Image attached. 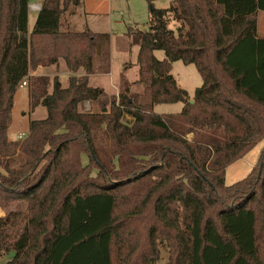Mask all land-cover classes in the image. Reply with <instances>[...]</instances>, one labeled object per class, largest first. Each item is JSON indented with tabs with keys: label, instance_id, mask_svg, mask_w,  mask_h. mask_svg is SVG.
I'll return each mask as SVG.
<instances>
[{
	"label": "trees",
	"instance_id": "trees-1",
	"mask_svg": "<svg viewBox=\"0 0 264 264\" xmlns=\"http://www.w3.org/2000/svg\"><path fill=\"white\" fill-rule=\"evenodd\" d=\"M30 1L0 0V256L14 253L5 264H157L161 247L164 264H264V148L225 184L226 167L264 137V0H148V29L125 33L138 45V78L98 112L78 105L102 93L88 74L108 34L61 29L81 0H42L29 31ZM58 56L73 73L66 87L29 74ZM177 60L201 76L192 97L171 74ZM23 82L47 115L11 140ZM175 102L177 112L153 109Z\"/></svg>",
	"mask_w": 264,
	"mask_h": 264
},
{
	"label": "rangeland",
	"instance_id": "rangeland-1",
	"mask_svg": "<svg viewBox=\"0 0 264 264\" xmlns=\"http://www.w3.org/2000/svg\"><path fill=\"white\" fill-rule=\"evenodd\" d=\"M41 4L42 0H36ZM155 8H165L169 0H152ZM151 5L148 0H81L71 14L67 12L62 17V30L83 31L90 29L97 33L108 34V38L98 41L97 51L93 58V73L88 74V83L102 90L95 101H83L78 105L80 111L98 112L105 106L109 110L111 102L118 103V96L124 85L138 78L137 54L138 45L127 36L128 27L137 26L142 30L148 29L149 12ZM36 12L29 11L28 29H32ZM258 35H264V12L257 16ZM178 24L171 20L168 26L175 29ZM45 41H48L46 39ZM158 59L164 58L162 50L154 52ZM39 67V66H37ZM36 67V68H37ZM42 67L41 75L49 78L56 76L63 87L68 85L72 72L68 70L62 56L57 57V62ZM35 68L32 69V71ZM40 73V71L38 72ZM81 76L85 72L79 68L75 72ZM97 74V75H93ZM171 74L179 87L187 90L192 97L194 90L201 85L202 79L193 64H185L180 60L172 63ZM142 86L133 85L131 91H140ZM182 102L161 103L154 106L157 113L177 112L181 109ZM47 110L42 105L31 108L27 84L21 85L13 97L11 110V123L8 128V138L11 140L23 139L28 133L29 122L32 119H43ZM129 118V117H126ZM192 133L187 135L188 138ZM264 148V137L242 158L236 160L225 169V184L230 185L244 178L255 166L260 152ZM83 163L87 162L84 156ZM4 211L0 208V216ZM167 258L165 247L160 248V259L157 264H164ZM6 254L0 256V264H5Z\"/></svg>",
	"mask_w": 264,
	"mask_h": 264
},
{
	"label": "built area",
	"instance_id": "built-area-1",
	"mask_svg": "<svg viewBox=\"0 0 264 264\" xmlns=\"http://www.w3.org/2000/svg\"><path fill=\"white\" fill-rule=\"evenodd\" d=\"M41 8V4L38 3L36 0H31L29 5H28V9L29 11H33V12H38ZM26 82H23L22 85H25Z\"/></svg>",
	"mask_w": 264,
	"mask_h": 264
},
{
	"label": "crops",
	"instance_id": "crops-1",
	"mask_svg": "<svg viewBox=\"0 0 264 264\" xmlns=\"http://www.w3.org/2000/svg\"><path fill=\"white\" fill-rule=\"evenodd\" d=\"M261 12H264V11H259V12L257 13V16H258V14L261 13ZM36 14H37V12H36ZM32 26H33V25H32ZM257 31H258V23H257ZM263 36H264V35H263ZM39 71H40V73H38ZM29 74H30V75H41V74H42V67L39 66V67L35 68L33 71L30 70V71H29ZM93 75H97V74H93Z\"/></svg>",
	"mask_w": 264,
	"mask_h": 264
},
{
	"label": "water",
	"instance_id": "water-1",
	"mask_svg": "<svg viewBox=\"0 0 264 264\" xmlns=\"http://www.w3.org/2000/svg\"><path fill=\"white\" fill-rule=\"evenodd\" d=\"M14 255V253L12 251L9 252V254H7V258H12Z\"/></svg>",
	"mask_w": 264,
	"mask_h": 264
}]
</instances>
